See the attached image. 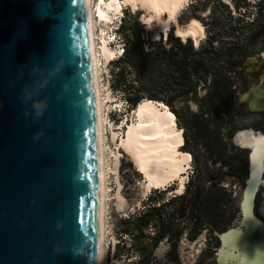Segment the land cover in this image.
Here are the masks:
<instances>
[{"label": "water", "instance_id": "water-1", "mask_svg": "<svg viewBox=\"0 0 264 264\" xmlns=\"http://www.w3.org/2000/svg\"><path fill=\"white\" fill-rule=\"evenodd\" d=\"M97 212L86 0H0V264H96Z\"/></svg>", "mask_w": 264, "mask_h": 264}, {"label": "trees", "instance_id": "trees-1", "mask_svg": "<svg viewBox=\"0 0 264 264\" xmlns=\"http://www.w3.org/2000/svg\"><path fill=\"white\" fill-rule=\"evenodd\" d=\"M126 17L116 27L123 46L108 62L110 85L129 109L143 99L168 106L194 167L179 193L152 188L139 206L113 215V257L125 264H178L182 238L192 241L204 232L211 251L217 245L214 232L224 230L236 211L232 190L218 172L226 168L231 180L245 172L246 156L230 137L241 114L237 93L249 79L242 62L264 50V0L190 1L176 22L201 24L204 34L196 43L175 34L173 24L154 37L136 14ZM161 242L167 245L165 261L156 263Z\"/></svg>", "mask_w": 264, "mask_h": 264}, {"label": "bare ground", "instance_id": "bare-ground-1", "mask_svg": "<svg viewBox=\"0 0 264 264\" xmlns=\"http://www.w3.org/2000/svg\"><path fill=\"white\" fill-rule=\"evenodd\" d=\"M181 1L123 0L124 3L133 6L139 2L140 5L146 7V9L148 8V10H152L157 15L162 12L167 13L168 18L163 20L158 19L162 32H166L172 21L175 22L177 9ZM120 3L118 0H97L96 3H93V0H86L91 75L96 115L98 174L96 264H102L104 255L103 213L106 194V169L104 168L105 143L102 132L105 118L102 113V100L100 96L99 71L101 68L99 64L102 57L103 66H106L107 62L116 54V51L108 45L109 38H106L104 35V31L108 25L105 24L103 27L100 24L103 27L100 28V42L95 41L94 28L96 21H102V23L103 21L111 22L115 15H112L110 11H115ZM175 33L180 34L183 38L190 36L197 40L198 35H203V30L197 20L191 19L185 29H181L176 25ZM254 60V57L248 59L247 65ZM239 97L241 100L246 101L252 111L264 109V99L254 86H251L247 92L239 93ZM134 114L136 119L128 124L125 138L120 139L119 146L121 145L128 154L136 171L142 174L145 189L150 190L152 188L163 187L167 182L178 178L183 173L189 164L190 155L187 152L181 151L180 146L183 143L181 133L175 128V119L164 103L143 99L135 106ZM112 134L114 136L115 132ZM234 142L240 145V147H249L250 149L248 176L246 177V185L242 190L239 204L241 209L237 218L239 219L238 227L222 235V245H225V248L223 250L221 248L218 249L216 259L223 264L227 261H232V264H264V240L251 242L245 236L247 230L253 231L255 229L257 232L262 231L264 233V223L253 212L254 194H256L258 186L264 184V134L258 131L253 132L251 129H242L234 134ZM113 154L112 169L115 171L118 154ZM178 187L176 190L182 189L183 182L180 183V188ZM240 224L244 226V231H241L239 228Z\"/></svg>", "mask_w": 264, "mask_h": 264}, {"label": "rangeland", "instance_id": "rangeland-1", "mask_svg": "<svg viewBox=\"0 0 264 264\" xmlns=\"http://www.w3.org/2000/svg\"><path fill=\"white\" fill-rule=\"evenodd\" d=\"M121 2L119 7L115 11H110L115 17L111 22L107 21H96L95 23V41L100 42V28H103L104 25H108L107 29L104 31L106 38H109L108 45L115 49L116 54L113 57L119 55L118 49L120 46H123L121 38L118 37L116 32V27L118 22H120L123 16L127 20L126 14L134 16L136 14L137 19L140 22H143L145 25V30H147L152 36L156 37L159 32H162L160 21L158 19H166L167 13H160L157 15L152 10L146 9L140 5L139 2L135 5L126 4L123 0H118ZM192 0H182L180 7L178 6L176 16L179 14L182 8L185 7L187 3ZM96 3L97 0H93V3ZM118 10V13H117ZM177 18V17H176ZM171 22L170 24L174 25V33L176 31V25L181 29L188 26V22L177 23ZM148 19V20H147ZM98 22V23H97ZM103 26H101V25ZM101 26V27H99ZM162 33H165L164 31ZM177 34V33H175ZM204 34V33H203ZM180 35V34H177ZM197 36V35H196ZM203 36V35H202ZM202 36L198 35L197 40ZM194 39V38H193ZM197 40L194 39L196 42ZM122 50V49H121ZM263 51V50H262ZM112 57V58H113ZM111 58V59H112ZM110 59V60H111ZM103 59L101 57V62L99 67V84H100V96L102 100V113L104 120L103 125V136H104V168L105 170V198H104V213H103V260L102 264H125L126 259H117L113 257L114 245L117 242V236L115 234L114 228L112 226V217L113 215H121L124 212L139 206L142 200L145 198V195L148 194V190L144 188V181L142 174L136 171L130 157L124 151V149L119 146L120 139H124L126 135V130L128 124L136 119L134 114V108L129 109L122 99L121 94L118 91H115L110 85V64L107 62V65L103 66ZM242 66V65H241ZM242 69L246 70L248 80L246 82V88L249 86H254L261 94V97L264 99V57L260 59H255L253 62L246 66H242ZM245 88V89H246ZM239 90L238 92H243ZM108 99H107V98ZM238 101V99H237ZM241 114L238 115L234 122V129L230 137L232 145L236 148L241 149L246 156V167L245 172L242 174V177L238 179L231 180L229 174H227L226 168H220L218 174H222V184L230 187L232 190L233 196V205L235 207V214L237 216V205L240 204L242 190L246 183V173H247V150L243 149L232 139L234 134L242 129H252L254 131H259L264 133V109L260 111H252L248 109L247 104L240 102ZM193 109V105H190ZM168 107V106H167ZM170 109L168 108V111ZM171 111V110H170ZM171 113V112H170ZM173 113V112H172ZM174 115V114H173ZM175 117V116H174ZM175 119V118H174ZM176 127L180 130L181 135L182 131L179 126L174 123ZM113 132L115 135L113 136ZM118 144V145H117ZM119 148V149H118ZM123 149V150H122ZM181 151L183 150V145L180 146ZM119 150V151H118ZM187 152V151H184ZM118 154V162L116 164L115 171L112 169L114 154ZM190 155L189 164L184 169L183 173L176 179L171 180L166 183L163 187L158 188V190H163L164 188L172 189L165 193L168 195L170 192L179 193L182 189L180 188V183L185 182L187 178L192 174V169L194 167V161ZM195 155L197 156V162L202 165L203 158L200 157L198 150L195 149ZM217 166V165H215ZM183 177V178H182ZM179 186V187H178ZM180 188L179 191L176 188ZM145 190V191H144ZM151 190V189H150ZM177 191V192H176ZM165 192V191H164ZM254 194L253 199V212L254 214L262 219L264 222V184L258 186L257 191ZM262 218H261V217ZM208 239L205 236L204 232L198 235L194 240L188 241L185 238H182L178 244L177 248V259L178 264H218L213 256L215 247L211 249L208 248ZM167 245L164 242H161L158 247L155 249L154 258L157 262L165 261V251ZM174 261V260H173ZM155 264V263H153Z\"/></svg>", "mask_w": 264, "mask_h": 264}, {"label": "built area", "instance_id": "built-area-1", "mask_svg": "<svg viewBox=\"0 0 264 264\" xmlns=\"http://www.w3.org/2000/svg\"><path fill=\"white\" fill-rule=\"evenodd\" d=\"M121 49H122V47L120 46V48L118 49V52H119V53L121 52Z\"/></svg>", "mask_w": 264, "mask_h": 264}, {"label": "crops", "instance_id": "crops-1", "mask_svg": "<svg viewBox=\"0 0 264 264\" xmlns=\"http://www.w3.org/2000/svg\"><path fill=\"white\" fill-rule=\"evenodd\" d=\"M263 208H264V206H263ZM264 211V210H263ZM261 217V216H260ZM262 218V217H261ZM263 219V218H262Z\"/></svg>", "mask_w": 264, "mask_h": 264}]
</instances>
